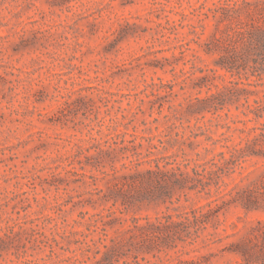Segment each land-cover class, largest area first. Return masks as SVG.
Here are the masks:
<instances>
[{"label":"rangeland","instance_id":"1","mask_svg":"<svg viewBox=\"0 0 264 264\" xmlns=\"http://www.w3.org/2000/svg\"><path fill=\"white\" fill-rule=\"evenodd\" d=\"M0 264H264V0H0Z\"/></svg>","mask_w":264,"mask_h":264},{"label":"trees","instance_id":"2","mask_svg":"<svg viewBox=\"0 0 264 264\" xmlns=\"http://www.w3.org/2000/svg\"><path fill=\"white\" fill-rule=\"evenodd\" d=\"M223 66H225L226 68H231V66H228V65H223ZM246 206L249 207L250 204H247Z\"/></svg>","mask_w":264,"mask_h":264}]
</instances>
